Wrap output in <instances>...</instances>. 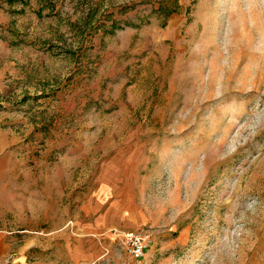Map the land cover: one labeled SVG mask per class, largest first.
<instances>
[{"label":"rangeland","instance_id":"obj_1","mask_svg":"<svg viewBox=\"0 0 264 264\" xmlns=\"http://www.w3.org/2000/svg\"><path fill=\"white\" fill-rule=\"evenodd\" d=\"M0 264H264V0H0Z\"/></svg>","mask_w":264,"mask_h":264},{"label":"built area","instance_id":"obj_2","mask_svg":"<svg viewBox=\"0 0 264 264\" xmlns=\"http://www.w3.org/2000/svg\"><path fill=\"white\" fill-rule=\"evenodd\" d=\"M151 238L148 232L144 231H129L124 232L123 243L128 252L134 258H142L145 254L144 247L149 244Z\"/></svg>","mask_w":264,"mask_h":264}]
</instances>
